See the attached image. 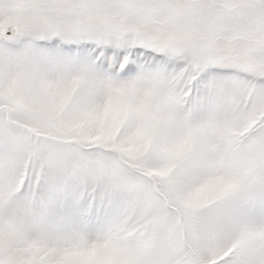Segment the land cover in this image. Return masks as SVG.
I'll list each match as a JSON object with an SVG mask.
<instances>
[{
	"label": "snow or ice",
	"instance_id": "6c2138e0",
	"mask_svg": "<svg viewBox=\"0 0 264 264\" xmlns=\"http://www.w3.org/2000/svg\"><path fill=\"white\" fill-rule=\"evenodd\" d=\"M0 264H264V0H0Z\"/></svg>",
	"mask_w": 264,
	"mask_h": 264
}]
</instances>
